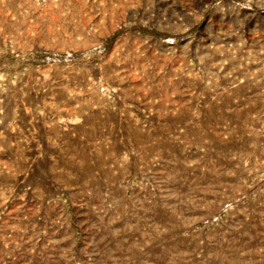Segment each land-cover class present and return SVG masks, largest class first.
<instances>
[{
    "label": "rangeland",
    "instance_id": "374dc122",
    "mask_svg": "<svg viewBox=\"0 0 264 264\" xmlns=\"http://www.w3.org/2000/svg\"><path fill=\"white\" fill-rule=\"evenodd\" d=\"M0 264H264V0H0Z\"/></svg>",
    "mask_w": 264,
    "mask_h": 264
}]
</instances>
